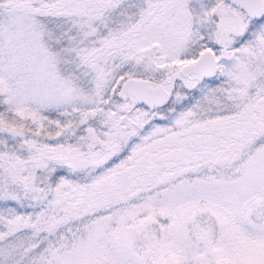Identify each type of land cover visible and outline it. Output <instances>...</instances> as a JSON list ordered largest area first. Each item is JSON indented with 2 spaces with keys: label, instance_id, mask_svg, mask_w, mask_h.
Instances as JSON below:
<instances>
[{
  "label": "snow or ice",
  "instance_id": "6c2138e0",
  "mask_svg": "<svg viewBox=\"0 0 264 264\" xmlns=\"http://www.w3.org/2000/svg\"><path fill=\"white\" fill-rule=\"evenodd\" d=\"M0 264H264V0H0Z\"/></svg>",
  "mask_w": 264,
  "mask_h": 264
}]
</instances>
